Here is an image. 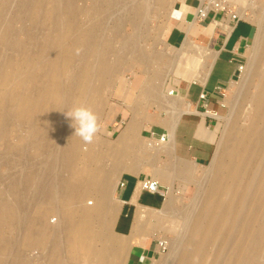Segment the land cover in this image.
Listing matches in <instances>:
<instances>
[{"label": "bare ground", "instance_id": "6f19581e", "mask_svg": "<svg viewBox=\"0 0 264 264\" xmlns=\"http://www.w3.org/2000/svg\"><path fill=\"white\" fill-rule=\"evenodd\" d=\"M6 1L8 0L3 3L7 4ZM74 1H21L18 10L21 14L30 16V28L32 30H34V22L38 18L43 19L44 29L48 30L45 33L43 43L36 41V35L39 34L37 31L26 32L24 38L19 39L17 32L9 31L13 30V26H7L8 31L6 32H2L3 30L1 31L0 28V43H5L4 46L12 49L19 56L18 64L13 65L12 62L8 61L0 64V127L7 120L6 113L9 109L7 107L13 103L15 110L19 111L16 117L35 127L36 132L29 139L35 147L34 157H45L42 161V167L29 163L24 174L16 172L12 175V184H17V179L19 182L20 180L23 181L24 188L30 195V198H26L27 203L31 199H33L32 202L38 203L40 197H45L42 204L44 211H41L38 217L41 218V224L28 229L25 221L28 218L27 212L30 211V208L27 207L28 210H25V207L21 208L14 204L16 207L12 208L10 216L14 217L16 222L25 228L19 237L18 243L21 246H26L25 244L29 242L30 246H34L33 248L44 247L47 237L51 236L50 247L47 249L49 253L47 254L48 264H64L63 258L59 256L60 243H65L69 249V256L64 258H69L75 264L74 254L79 248L84 247L89 250L94 241L105 239V233L119 210L118 206L114 208V206H110L111 203L108 204L109 192L114 183L112 177L121 169L117 161L113 167L109 168L110 170L103 173L100 171L101 166L97 164V161L100 160L98 155L88 149L87 153L83 154L84 161L88 162V166L84 169V175L75 184L67 183L68 175L63 176L60 172H56L52 164L49 163L50 159L61 158L67 162V166H70L75 160L74 157H78L74 152L81 141L80 137L75 135V131L64 135L58 133H61L64 127L68 128L67 120L69 117L67 118L66 112L76 106H82V103L91 98L92 94H98V89L96 91L92 85V75L100 78L109 69V66L105 59L101 58L86 70L83 61L89 58L96 59L100 53L108 56V54L116 51L110 42L103 41L101 38L103 30L101 21L102 18L109 17L116 9V5L127 0H93L92 8H90V12H86V19L82 24L75 23L74 19L71 21V18H75L80 11L76 8ZM132 2L133 4L128 10L130 13L140 8L141 11L143 8L144 13L145 10L149 9V0L136 2L131 0ZM236 12L240 18L244 16V10L240 9ZM1 15L0 17H3ZM142 15L140 20L145 18ZM61 19L62 22L65 19V23H62ZM66 19H69V23ZM139 23L133 24L132 35L123 39L119 51L120 53L125 52L130 59H133L132 57L136 54L139 55V58L144 59L143 53L140 51L141 46L136 48L131 42L139 33ZM1 27L3 26L1 25ZM190 44L185 43L184 47L201 53L198 46H191ZM48 47L51 48L49 54L45 52ZM186 49H184L185 52ZM187 52L189 51L187 50ZM74 58L79 61L76 69L71 67V61ZM258 64L256 63L254 68L260 77L257 85H255L256 90L251 96L244 99L249 110L246 115L244 114V127L233 139V145L225 147L223 159L216 158L212 163L216 172L213 173V176L211 175L207 187L202 189L207 194L205 195L207 200L205 199L206 202H204L206 208L204 209L202 205L203 209L198 214L192 212L195 206L192 211L184 208L177 210L181 216V226L183 229L190 227L191 233L184 239L181 234L182 228L179 227V231L175 234L178 240L167 241L169 243H167L168 248H170V255H168L173 257L170 260H167V257L159 264H203L209 244L214 240H218L220 243L211 261L212 264H264V65ZM174 65V68L181 69L182 67L177 63ZM181 70L183 71V69ZM182 71L181 73H183ZM154 91L156 90L150 87L148 96H153ZM145 92L147 93V90ZM154 95L156 96V93ZM33 97H38L39 100L36 102ZM40 101L43 102L42 106ZM89 104L92 103L89 102ZM89 108L93 112L95 111L91 106ZM217 119L221 118L218 117ZM135 126L136 124L132 121L124 128L121 138H119V147H116L117 149L114 147L115 152L119 153L116 157L117 160L119 156L124 154L125 148L131 149L132 146L127 143L131 142L127 140L133 134L131 131H135ZM1 135L0 132V137H2ZM155 143L161 145V143ZM145 145L147 146L145 147ZM145 145H142L146 148L145 150L150 151L151 145ZM18 153L23 158L28 155L26 148L20 149ZM91 165L94 167L92 170L89 169ZM96 173H102V177L97 176ZM55 186L60 188V191L58 190L60 196H57L60 197L61 218H57L58 224L55 225V229H52L46 223L48 220L45 218L48 217L50 208L54 207V201L57 202L58 200L55 196L58 192L56 194L54 192ZM56 190L57 187H55ZM170 191L171 189H169V193ZM169 193L165 197L163 213H161L164 214L165 223L167 221L174 222L172 217H168V215L172 212L176 213L173 207L174 200ZM87 194L94 195L96 199L94 207H84L73 217L70 204L74 200L81 201ZM85 201L83 202L86 203ZM102 215L105 216V219L99 222L97 224L98 229H95L92 221ZM146 217L147 214L144 211L137 213L133 220L132 230L140 231ZM115 246H118V243ZM4 248L5 246H0V253ZM123 248L122 245H119L117 253V251L111 252L107 244L103 245L98 251L100 258L104 260L102 264H116L113 263L114 258L117 254H122L120 249ZM108 259L110 262L107 261ZM117 262L119 263V261Z\"/></svg>", "mask_w": 264, "mask_h": 264}, {"label": "rangeland", "instance_id": "374dc122", "mask_svg": "<svg viewBox=\"0 0 264 264\" xmlns=\"http://www.w3.org/2000/svg\"><path fill=\"white\" fill-rule=\"evenodd\" d=\"M4 1L5 0H0V15L2 13L1 16H3L0 17L1 31L3 30L2 32H6L8 31L7 26H13V30L9 31L17 32V37L19 39H23L25 33L32 30L30 28V16L23 13L21 14L18 10L21 1L25 2L26 0H8L10 2L8 3V1H6L7 4H4ZM92 1L93 0H75V6L78 11L80 10V15H76L77 19L76 17L71 18V21L74 19L73 21H75V23H84L87 13L90 12V8H92ZM136 1L138 0H135V2ZM174 1L175 0H149V9L145 10L144 13L143 8L142 11L140 8L137 11H133L134 13H130L128 10L133 2L131 3V0H127L116 5V9L113 10L114 13L112 12L108 18H102L101 23L103 25V30L101 38L103 41L110 42L113 49L116 51L108 54V56L107 54L105 55L100 53L97 55L98 57L96 59L89 58L88 60L83 61L87 70L93 63H96L103 58L108 64L109 69L107 67L108 70L105 71L103 76L100 78L94 74H90L93 76L92 85L94 89H96V91L98 89L99 92L98 94H92L91 98H88L86 102L82 103V106H91L95 109L94 113L98 117L100 131L95 135L93 142L91 143L86 144L80 138L81 141L74 152V154L78 157H74L75 160L72 161L73 163H71L70 166H67V162L61 158L50 159L49 161L56 172H60L63 176L68 175L66 182L71 184L77 183L84 175V169L88 166V162L84 161L83 154L87 153L88 149L98 155V159L100 160L97 161V164L101 166L100 171L103 173L110 170L109 168L113 167L115 165L114 163H116L115 161H117V164L120 165L121 169L112 177V179L114 178V183L109 192L110 196L108 197L111 200L110 202L108 199V204L111 203L110 206H114V208L115 206H118L115 193L117 182L121 178L131 175L139 177L140 181L144 177H151L153 169L165 165L164 158H162V156L167 153L168 148H163L165 147L163 144L160 145L155 143L157 131L154 125L158 123L160 114L164 110L161 104L164 107L169 108L173 107L172 104H174L172 101L173 97L170 92V90L172 91V86L169 83V78L173 70L174 59L176 58L174 56L175 51L162 43V40L164 41L166 31L172 24L171 19L173 17ZM199 1L202 2L205 0ZM229 3L231 10H244V16L242 18L255 25V37L244 55V67L241 74L234 80L224 94L226 114L222 115L220 117L221 119L217 121L215 149L209 164L191 171V178L177 180L174 188L170 191L171 194L169 193L174 200L173 207L176 213L172 212L168 215V217H172L175 223L169 221L165 223L164 214H161L163 213V208L161 210L151 212H147L146 209L143 210L144 213L147 214V217L145 218V222H143L142 227L145 223H147L148 228L152 232H158V234L155 235V239L157 240H178V238L176 239L175 234L179 231V227L182 228L181 234L184 239L191 233L190 227L183 229V226H181L182 220L177 210L184 208L185 210L192 211L195 206L192 212L194 214H198L203 207L204 209L206 208L204 202L207 200L205 196L207 194L203 192L202 189L207 187L213 173L216 172L214 164L212 163H214L216 158L220 160L223 159L225 147L233 145V139L244 127V117L249 112L246 104L244 103V99L247 96H251L255 92V85H257L260 78L257 72L254 71L255 64L259 63L260 65H264V0H245L243 5H239V3L234 1H230ZM16 14L17 16H15ZM141 14H143L145 18L140 20ZM66 20L67 23H69V19ZM62 23H65V19H63ZM134 23H139V36L137 35V37L133 38L131 42L136 48L141 46L140 51H142L144 59H142V57L139 58V55L137 54L132 57L133 59H130L125 52H119L123 39L132 35V29L135 25ZM1 25L3 27H1ZM33 26L34 30L32 31L39 32V34L36 35V41L38 43H43L46 36L45 33L48 32L47 29H44L43 19L38 18L37 21L34 22ZM5 27L6 29H4ZM17 37L16 39H18ZM4 45L6 44L3 42L2 44L0 43V64H3L6 61L12 62L13 65L16 63L18 64L19 56H17L15 51ZM184 49L186 48L183 47V50ZM187 50L191 52L193 49H186V52ZM45 52L49 54L51 52V48L48 47ZM193 54L200 55L201 53L193 52ZM141 59L142 61H140ZM180 60L181 57H177L175 61L180 63ZM77 63L79 64L78 59L74 58V60L71 61V67L76 69ZM150 87L156 90L154 91L156 96L154 95V92L153 96H148V89ZM146 90L147 93L145 92ZM172 95H175L174 92ZM34 100L37 102L39 99L36 97ZM40 102V105L42 106L43 102ZM89 102L92 104H89ZM9 105L10 106L7 107L9 109H7L6 113V116H8L6 117L7 120H5L4 124L0 127V132L2 133V137H0V246H5L4 250L0 253V262L3 260L1 264H21V262H23V264H48L49 258L47 254L49 253L47 249L50 247L51 236L47 237L44 247L33 248L34 246H30L29 242L25 244L26 246H21L18 243L20 240L19 237H21L25 228L21 227V225L16 222V219L10 216V212L13 207H25V210H28L26 209L27 207L30 208V211L27 212L28 218L25 221V225L28 226V229L41 224V218L38 217L40 216L41 211H44L42 204L45 197H40L38 203L32 202L33 199L27 203L26 198H30V195L24 188L25 185L23 181L20 180L19 182V179H17V184H12V175L16 172L24 174L25 168L29 163L42 167V161L45 157H34L35 147L30 143L29 139L30 136L35 134V127L18 119L16 115L19 111L15 110V105L13 103ZM132 121L136 124L135 131H131V133H133L132 136L134 137L131 136L129 140H127L131 142L127 143L132 147L131 149L125 148L124 154L119 156V159L117 160L116 157L119 153L115 151L117 149L116 147H119V138H121V134L127 124ZM71 122L72 120L69 118V120H67L68 128L64 127L66 130L64 131L63 129L61 130V133L58 134L64 135L73 133L75 129L72 127ZM151 133H153L154 136H151ZM143 144H148L149 146L151 145L150 151L145 150L147 145L144 147L142 146ZM166 147H168V145H166ZM22 148H26L28 152V155L24 158L21 157L20 153H18V151ZM173 165L178 167L182 166L177 163H173ZM93 168L94 167L92 165L89 166L90 170ZM209 171H211V174ZM96 174L97 176L102 177V173ZM55 187H57L56 191ZM55 187L54 192L55 194L58 192V194L55 195L58 200L56 198H54V200H57L58 204L54 201V207L50 208L47 215L48 217L45 218V220L49 221H46V223L52 229H55V225L57 226L58 224L57 218H61V209L59 207L60 197H58L60 196V188L58 186ZM84 200H86V203L83 202ZM79 201L74 200L69 206L74 214L73 217L76 216L78 211L84 207L93 208L96 199L93 194H87L80 202ZM90 203L92 204L90 205ZM103 219H105V216L102 215L92 221L95 229H98L97 224ZM113 220L110 223L108 231L105 233L104 240L94 241L89 250L84 247L77 250L76 254H74L76 260L75 264H102L104 260L103 258H100L98 251L105 244L108 245L111 252L117 251V253L119 251V249H117L119 245L124 247V250L120 249L122 254H117L113 263L117 264V261H119L120 264H135L133 260L130 259L132 252H130V245L127 239L115 234L113 229ZM117 243L118 246H115ZM219 243L220 242L218 240H214L211 244H209L203 264H212L211 261L215 256V251L217 250ZM68 250L69 249L65 243H60V258H63L64 264H73L69 258H64L67 257ZM168 254L170 255V248H168L165 253L158 254L153 259H146L144 261L140 260L137 264H159L161 261L166 260L167 257V260H170L173 257ZM107 261L110 262L109 259Z\"/></svg>", "mask_w": 264, "mask_h": 264}, {"label": "crops", "instance_id": "0c3cea01", "mask_svg": "<svg viewBox=\"0 0 264 264\" xmlns=\"http://www.w3.org/2000/svg\"><path fill=\"white\" fill-rule=\"evenodd\" d=\"M229 1L239 5L245 2ZM174 2L172 24L165 33L164 41L161 40L175 51L176 58L181 57L180 63L174 57L173 66L177 62L182 65L183 71L178 67L172 68L169 83L175 94L172 95L170 90L174 104L171 108L161 104L164 110L154 125L156 137H167L161 143L165 145L163 148H168L162 156L165 165L153 169L151 175L158 181L161 192L151 194L142 190L139 177L131 175L118 181L123 183V187H118V183L116 185L119 210L113 220V229L116 235L127 239L132 252L130 259L135 264L158 255L155 239L158 232H152L147 223L140 231H133L135 215L145 209L147 212L161 210L169 189L174 188L177 180L189 179L191 171L209 164L215 149L217 118L226 114L224 94L239 77L237 66L244 64L246 50L255 37V25L244 18H240L229 30L218 24L219 20H225L223 15L212 10L207 12L204 20L195 18L201 1ZM185 43L198 46L201 54L194 55L196 50L192 53L183 51ZM202 91L207 95L208 111L215 116L203 113L198 101ZM173 163L182 166H174ZM163 192L164 195H161Z\"/></svg>", "mask_w": 264, "mask_h": 264}, {"label": "built area", "instance_id": "2783aa9c", "mask_svg": "<svg viewBox=\"0 0 264 264\" xmlns=\"http://www.w3.org/2000/svg\"><path fill=\"white\" fill-rule=\"evenodd\" d=\"M230 1L229 0H206L202 1L199 6L196 8V18L198 20H204L206 17V14L209 10H212L213 12L220 13L223 15L225 20L222 19L218 21L219 26L225 28V29H231L240 19L237 12L235 10L230 9ZM227 21V22H226ZM244 64L237 66L238 74H241L243 70ZM199 105L201 106L203 113L211 116H215L214 114H210V112L207 109V95L204 91H202L198 96ZM151 136H154L153 133H151ZM167 139L166 135H160L159 137H156L155 140L158 143H162ZM140 188L148 193L155 194L160 193V185L156 179H153L151 177H144L139 181ZM118 187H123V183H118ZM164 195V192L163 194ZM156 246L158 249V254H163L168 250L167 241L160 239L157 240Z\"/></svg>", "mask_w": 264, "mask_h": 264}, {"label": "clouds", "instance_id": "9594fccd", "mask_svg": "<svg viewBox=\"0 0 264 264\" xmlns=\"http://www.w3.org/2000/svg\"><path fill=\"white\" fill-rule=\"evenodd\" d=\"M66 115L72 120L75 135L79 136L86 144L93 142L95 135L100 131L98 117L91 108L76 106Z\"/></svg>", "mask_w": 264, "mask_h": 264}]
</instances>
